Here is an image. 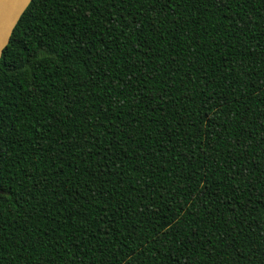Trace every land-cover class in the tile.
<instances>
[{
  "label": "trees",
  "instance_id": "obj_1",
  "mask_svg": "<svg viewBox=\"0 0 264 264\" xmlns=\"http://www.w3.org/2000/svg\"><path fill=\"white\" fill-rule=\"evenodd\" d=\"M0 264H264V0H32Z\"/></svg>",
  "mask_w": 264,
  "mask_h": 264
},
{
  "label": "water",
  "instance_id": "obj_2",
  "mask_svg": "<svg viewBox=\"0 0 264 264\" xmlns=\"http://www.w3.org/2000/svg\"><path fill=\"white\" fill-rule=\"evenodd\" d=\"M32 0H0V57L15 26Z\"/></svg>",
  "mask_w": 264,
  "mask_h": 264
}]
</instances>
